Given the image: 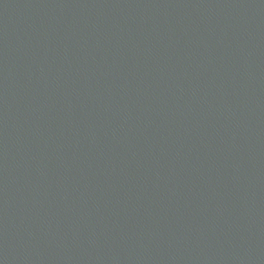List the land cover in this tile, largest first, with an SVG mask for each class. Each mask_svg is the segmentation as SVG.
I'll return each instance as SVG.
<instances>
[{"label": "water", "instance_id": "obj_1", "mask_svg": "<svg viewBox=\"0 0 264 264\" xmlns=\"http://www.w3.org/2000/svg\"><path fill=\"white\" fill-rule=\"evenodd\" d=\"M0 264H264V0H0Z\"/></svg>", "mask_w": 264, "mask_h": 264}]
</instances>
